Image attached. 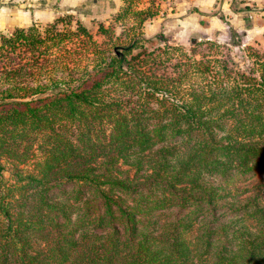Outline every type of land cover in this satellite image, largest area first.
I'll return each instance as SVG.
<instances>
[{
  "label": "trees",
  "instance_id": "16d2710c",
  "mask_svg": "<svg viewBox=\"0 0 264 264\" xmlns=\"http://www.w3.org/2000/svg\"><path fill=\"white\" fill-rule=\"evenodd\" d=\"M121 1L101 41L0 30V264H264V49L147 46L158 5Z\"/></svg>",
  "mask_w": 264,
  "mask_h": 264
},
{
  "label": "rangeland",
  "instance_id": "374dc122",
  "mask_svg": "<svg viewBox=\"0 0 264 264\" xmlns=\"http://www.w3.org/2000/svg\"><path fill=\"white\" fill-rule=\"evenodd\" d=\"M139 1L142 2L140 6H146L148 2ZM154 3L158 5V13L141 29L143 37L148 39L147 46L151 45L149 40H158V34L185 50L196 44L197 51L204 50L203 41L211 40L241 66H244L243 59L236 54L240 53L239 47L231 44L232 38L239 41L240 47L252 45L264 49V0H154ZM121 4V0H14L12 4L0 6V30L26 27L33 22L51 23L70 14L71 26L79 20L101 41L103 37L95 34L96 23H112L118 34L121 25L115 24L111 15ZM231 30L236 32L234 36ZM258 201L264 204V196ZM219 204L228 206L223 202ZM216 213L220 224L231 222V228L245 225L250 237L257 236L256 228L243 224L239 213L227 209L216 210Z\"/></svg>",
  "mask_w": 264,
  "mask_h": 264
}]
</instances>
